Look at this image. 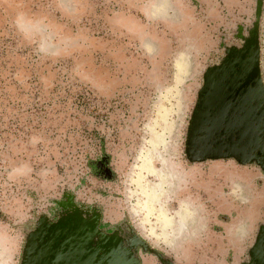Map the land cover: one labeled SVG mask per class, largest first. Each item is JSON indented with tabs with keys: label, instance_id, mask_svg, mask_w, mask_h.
Wrapping results in <instances>:
<instances>
[{
	"label": "rangeland",
	"instance_id": "374dc122",
	"mask_svg": "<svg viewBox=\"0 0 264 264\" xmlns=\"http://www.w3.org/2000/svg\"><path fill=\"white\" fill-rule=\"evenodd\" d=\"M226 2L0 0V264L254 263L264 155L185 152L206 73L252 33L264 93V0ZM235 89L230 128L264 147Z\"/></svg>",
	"mask_w": 264,
	"mask_h": 264
},
{
	"label": "water",
	"instance_id": "95a60500",
	"mask_svg": "<svg viewBox=\"0 0 264 264\" xmlns=\"http://www.w3.org/2000/svg\"><path fill=\"white\" fill-rule=\"evenodd\" d=\"M255 28L256 25L254 24ZM233 53L228 55L227 59L219 65L210 67L205 75L203 87L191 115L185 142V152L189 159L202 160L233 155L246 160L253 158L255 154L264 155V147L256 144L255 135L250 142L247 141L251 140L247 139L248 135L245 136V142H248L249 145L245 142L243 145L241 141L237 140L242 138L244 128L242 127L239 130L240 132L234 135L233 132H236V129H233L235 127L230 128L231 122L228 118V116H233L230 110H235V108H230L227 102L236 92L235 87H238L239 91L246 94L245 102H251L252 98H255L256 101L258 100L260 109L264 112V93L260 87L257 74L256 33L250 34L246 38L244 45L238 51H233ZM233 66H237V74L232 77L228 75V71ZM232 81H238V84L235 85ZM245 107H247L246 104L240 106L243 109ZM248 107L250 110L256 111V106L252 108L248 105ZM261 126L262 132L261 130L259 132L264 139V119H261ZM252 253L255 256L253 264H263V231L257 235Z\"/></svg>",
	"mask_w": 264,
	"mask_h": 264
},
{
	"label": "crops",
	"instance_id": "0c3cea01",
	"mask_svg": "<svg viewBox=\"0 0 264 264\" xmlns=\"http://www.w3.org/2000/svg\"><path fill=\"white\" fill-rule=\"evenodd\" d=\"M227 1H231V2H233V1H236V0H227ZM238 1V0H237ZM225 2H226V0H225ZM227 3V2H226Z\"/></svg>",
	"mask_w": 264,
	"mask_h": 264
}]
</instances>
